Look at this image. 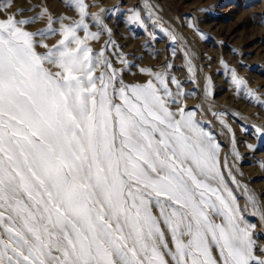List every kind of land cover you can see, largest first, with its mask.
Here are the masks:
<instances>
[{"label":"snow or ice","instance_id":"snow-or-ice-1","mask_svg":"<svg viewBox=\"0 0 264 264\" xmlns=\"http://www.w3.org/2000/svg\"><path fill=\"white\" fill-rule=\"evenodd\" d=\"M65 3L71 25L47 9L0 19V264H264L246 219L264 224V201L245 186L241 206L182 93L150 70L126 84L89 46L101 35L89 5ZM45 15L47 29L27 30Z\"/></svg>","mask_w":264,"mask_h":264},{"label":"rangeland","instance_id":"rangeland-1","mask_svg":"<svg viewBox=\"0 0 264 264\" xmlns=\"http://www.w3.org/2000/svg\"><path fill=\"white\" fill-rule=\"evenodd\" d=\"M85 2L89 30L101 33L98 41H89L93 52L103 50L129 85L153 80L146 74L149 70L164 74L173 95L182 93L180 106L195 111L199 126L220 145L219 168L241 206L245 186L264 201V0ZM6 4L11 6L0 12V19L21 10L16 19H32L45 9L54 19L65 18L66 25L80 19L65 0H0V9ZM107 10L114 11L109 15ZM133 13L139 15L138 22H130ZM96 14L103 19L102 28L91 18ZM48 23L45 15L27 30L39 32ZM79 34L84 35L82 30ZM60 39L51 36L43 43L51 47ZM233 72L246 82V89L234 83ZM246 219L255 224V238L264 247V224L251 215Z\"/></svg>","mask_w":264,"mask_h":264}]
</instances>
